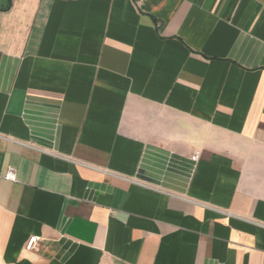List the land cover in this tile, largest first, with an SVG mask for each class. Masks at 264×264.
<instances>
[{"label": "crops", "instance_id": "obj_1", "mask_svg": "<svg viewBox=\"0 0 264 264\" xmlns=\"http://www.w3.org/2000/svg\"><path fill=\"white\" fill-rule=\"evenodd\" d=\"M0 264H264V0H0Z\"/></svg>", "mask_w": 264, "mask_h": 264}, {"label": "built area", "instance_id": "obj_2", "mask_svg": "<svg viewBox=\"0 0 264 264\" xmlns=\"http://www.w3.org/2000/svg\"><path fill=\"white\" fill-rule=\"evenodd\" d=\"M1 176L4 179L10 180V181H14L15 180V171L13 167H8L2 174ZM39 241V237L37 236H30L26 243H25V249L26 250H33L35 249L36 245L38 244Z\"/></svg>", "mask_w": 264, "mask_h": 264}]
</instances>
